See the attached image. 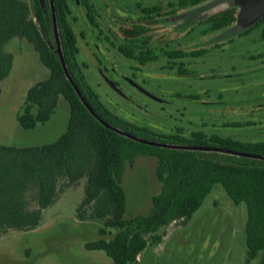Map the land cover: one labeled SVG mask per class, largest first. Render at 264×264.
Returning <instances> with one entry per match:
<instances>
[{
    "label": "trees",
    "instance_id": "trees-1",
    "mask_svg": "<svg viewBox=\"0 0 264 264\" xmlns=\"http://www.w3.org/2000/svg\"><path fill=\"white\" fill-rule=\"evenodd\" d=\"M71 1L52 0L60 43L75 83L99 116L147 140L213 145L264 156V141H240L212 134L211 143H206L201 132L194 133L191 139L179 132L165 134L114 118L84 80L77 60L76 33L68 19ZM80 1L91 15L89 0ZM198 1L201 0H195ZM211 18L219 19L215 28L228 26L235 20L234 8ZM263 19L264 16L258 22ZM13 39L31 43L49 71L46 78L27 88L16 116L20 126L36 129L46 123L55 113L59 96L69 105V116L65 130L53 141L25 146L0 144V239L39 227L45 209L60 193L85 179L76 216L101 221L99 233L113 234L108 239L87 241L85 247L104 251L114 264H138L142 250L162 241L166 226L190 219L212 188L220 185L235 204L243 203L246 208L244 261L249 263L259 256L258 264H264L263 159L149 145L103 126L82 104L64 74L54 50L49 2L42 7L39 0H0V81L12 70L14 57L5 45ZM141 155L156 158L155 176L160 188L152 195L148 212L127 216L122 178L126 166L133 165Z\"/></svg>",
    "mask_w": 264,
    "mask_h": 264
},
{
    "label": "rangeland",
    "instance_id": "rangeland-1",
    "mask_svg": "<svg viewBox=\"0 0 264 264\" xmlns=\"http://www.w3.org/2000/svg\"><path fill=\"white\" fill-rule=\"evenodd\" d=\"M91 1L95 3V6L98 5L96 3L99 0ZM116 1H118L117 4L127 2L133 5L136 1H140L142 5H151L161 0ZM218 1L206 0L198 6L187 8L181 13L183 16L181 20L175 23V34H178V37L182 36L190 24H197L196 21L206 17L210 12L209 8ZM72 7L77 22H79V16H83L82 10L74 4ZM207 7L205 12L200 11ZM236 30L233 28L226 31L227 33H213L205 39H201L200 43L195 40L185 48L187 50L219 44L231 34H236ZM191 36L194 37L192 34ZM5 50L11 52L14 58L10 74L0 81V144L25 146L55 140L66 128L69 116L67 101L59 96L55 113L46 123L38 125L36 129L22 128L16 116L22 109L26 90L36 81L46 78L49 71L41 63L32 44L25 39L11 40L5 45ZM235 51V46L227 47L224 53V58L227 59L222 61L216 54L213 56L210 51L206 54L204 66L195 65L194 69L190 70L192 75L190 79L176 80L171 79L170 76L150 79L149 82L152 86L163 87L165 90L163 97L167 102H149V109L153 112L151 115L131 108L133 115L129 117L130 120L165 134L171 133L178 126L184 127L187 132L195 127L187 122L189 118H192V115L198 113L195 109H199L202 112L199 113V116L203 117L205 108L197 103L200 100H188L183 98L184 95L199 93L200 99L214 100L218 98L219 94H222V102L229 103L233 102L236 96H245L249 91H254L256 87L252 83L231 80L241 70L229 69L231 60L228 58L237 56ZM77 59L84 60L85 56L80 53ZM201 59L195 58L196 64L198 61H202ZM224 75L231 77L224 78ZM259 76L263 75L259 74ZM86 78L99 94L102 102L112 108V105L108 103L105 88L98 86L100 81L96 78L93 67L90 66L87 70ZM205 88L208 89L206 96L199 91V89ZM217 100L220 101V99ZM240 105L246 109L245 103ZM160 106L164 110L160 109ZM180 112L183 115H180ZM119 113L122 116L126 114L121 111ZM125 118L127 117L125 116ZM235 118H242L244 121L252 120L256 123V125L244 127V132L240 135L244 139H256L254 135L259 136L256 134L258 127H264V112L262 111L255 110L254 113H243L238 116L226 111L224 119L234 120ZM210 121L218 122L217 112L211 114ZM245 130H252L255 133H245ZM156 164L155 157L145 155L138 156L133 165L126 167L122 185L127 194V216L149 211L151 197L160 188L155 177ZM84 181L85 179H81L79 185L66 187L60 193L58 199L45 209L44 218L39 227L26 232L12 233L0 239V264H114L104 251L90 250L85 247L87 241L99 238L108 239L113 234L99 233L101 221L79 219L76 216V208L84 195L82 188ZM213 201L217 202V206L212 204ZM203 214L208 215L209 219L204 217L202 221ZM214 214L221 215V221L222 219L227 220L213 233L212 224L214 221L212 218L214 217L212 216ZM192 219L188 222L175 221L166 226L162 230V241L155 245H148L142 250L138 255V264H258L259 256L249 263L244 261L246 250L245 205L243 203L234 205L220 185L212 188Z\"/></svg>",
    "mask_w": 264,
    "mask_h": 264
},
{
    "label": "flooded vegetation",
    "instance_id": "flooded-vegetation-1",
    "mask_svg": "<svg viewBox=\"0 0 264 264\" xmlns=\"http://www.w3.org/2000/svg\"><path fill=\"white\" fill-rule=\"evenodd\" d=\"M205 1L161 0L151 5H142L140 1H136L131 5L127 2L117 4L118 1L116 0H99L96 3L98 5L95 6V3L89 0L91 4L90 15L82 1L72 0L70 2L71 13L68 15V19L76 33L79 49L77 56L80 53L85 56L84 60L80 61L77 59L80 63L84 80L103 103L99 94L88 83L86 78L87 70L90 66L93 67L96 78L100 81L98 86L105 88L108 103L112 105L111 108L103 103L110 114L114 118L133 122L129 118L133 115L131 108L139 110L143 114L151 115L153 112L149 109V102H167L163 97L165 92L163 87L160 85L152 86L149 82L150 79L167 78L168 76L176 80L190 79L192 76L190 70L194 69L195 65L204 66L206 64L207 53L212 51L211 54L213 56L216 54L219 60L222 61L227 59L224 58L227 47L235 46L237 56L234 55L235 57L230 56L228 58L231 60L229 69L241 70L231 80H239L240 83H252L256 89L249 91L245 96L234 97L233 102L229 103L222 102V94H219L217 98L220 101L208 98L200 99L199 93L184 95L183 98L188 100H200L197 103L205 108L203 117L199 116V113L202 112L199 109H195L198 113L187 120L188 124L195 127L186 132L184 127L178 126L171 133L179 132L180 136L192 139L194 133L201 132L206 143H211L209 137L212 134L219 137L231 136L240 141H264V127H258L256 134L259 136L254 135L256 139L240 137L242 132H244V127L256 125L252 120L244 121L242 118H235L234 120L224 119L227 110L236 116L243 113L251 114L255 110L264 112V19L260 22H258V19V23L256 22L250 28L237 33L233 37L225 38V41L219 44L186 50L185 47L190 45L191 42L193 43L196 40V42L200 43L201 39L220 32L226 27L225 25L215 28L214 24L219 19H212L211 16L213 14H211L196 21L198 22L197 24H190L182 36L178 37V34H175V23L183 17L181 13L187 8L198 6ZM47 2L49 1L44 0L43 5L41 3L40 5L44 7ZM73 4L74 6H79L83 13V16H79V22H77V18L74 15ZM225 9L228 8H223L215 13ZM234 11H236L235 8ZM191 39L194 40L192 41ZM195 58H202V61H198L196 64ZM259 74L263 76H259ZM228 76L224 75V78ZM199 91L204 96L208 94L207 88L199 89ZM241 103L246 104V109L240 105ZM160 109L164 110L162 106H160ZM120 111L126 114L122 116L119 113ZM216 112L218 114V122L210 121L211 114ZM180 115H183V113L180 112ZM245 133L255 132L245 130ZM202 146L219 147L213 145ZM232 203L239 205L233 201ZM212 204L217 206V202L213 201ZM192 217L187 222L193 220ZM204 217L209 219L208 215L203 214L202 221ZM212 217H214L212 218V221H214L212 231L214 233L215 229L220 228L227 219H222L221 221V215L218 214H214Z\"/></svg>",
    "mask_w": 264,
    "mask_h": 264
},
{
    "label": "water",
    "instance_id": "water-1",
    "mask_svg": "<svg viewBox=\"0 0 264 264\" xmlns=\"http://www.w3.org/2000/svg\"><path fill=\"white\" fill-rule=\"evenodd\" d=\"M40 3L43 5L44 0H39ZM50 7H51V14H52V26H53V35H54V41L56 43L54 50L59 56L64 74L67 78V80L71 83L73 86L76 94L78 95L79 99L81 100L82 104L87 108V110L91 113V115L96 118L97 121H99L103 126L106 128H109L113 131H115L118 134H121L123 136H126L134 141L142 142L149 145L159 146V147H166L170 149H185V150H199V151H205V152H218L223 154H230L235 156H243V157H249V158H256V159H263L264 156L254 153H248V152H242V151H236L226 148H219V147H209V146H202V145H192V144H175V143H167V142H161V141H153V140H147L142 137H139L137 135H134L130 132H127L121 128H118L111 123L104 120L101 116H99L95 110L89 105L87 99L81 92L78 85L75 83L72 74L70 73L68 66L66 64V60L64 57V53L62 50V46L60 43V36H59V30L56 23V17H55V11L53 7L52 0H48ZM223 8H235V20L225 28H223L220 33H227L226 31L231 30L233 28L237 29L236 32L239 33L241 31H244L248 28H250L252 25H254L258 19L264 16V0H219L217 3H215L213 6H211L210 12L208 15L214 14L215 12L223 9ZM208 9H200V11L205 12ZM207 15V16H208ZM35 20V24L37 25L39 31L42 34V37L47 40L44 33L42 32V29L39 25V23ZM236 33V34H237ZM236 34H231L230 37H233ZM229 38V37H228Z\"/></svg>",
    "mask_w": 264,
    "mask_h": 264
}]
</instances>
